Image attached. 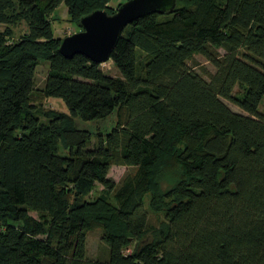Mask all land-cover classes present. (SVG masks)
Segmentation results:
<instances>
[{"label":"trees","instance_id":"16d2710c","mask_svg":"<svg viewBox=\"0 0 264 264\" xmlns=\"http://www.w3.org/2000/svg\"><path fill=\"white\" fill-rule=\"evenodd\" d=\"M110 1L0 0V264H264V0H177L134 21L112 52L119 77L65 58L53 28L63 4L79 32ZM116 110L96 143L75 126ZM115 165L136 173L117 186Z\"/></svg>","mask_w":264,"mask_h":264},{"label":"rangeland","instance_id":"374dc122","mask_svg":"<svg viewBox=\"0 0 264 264\" xmlns=\"http://www.w3.org/2000/svg\"><path fill=\"white\" fill-rule=\"evenodd\" d=\"M127 0H111L109 3V6L113 9H117L121 4L126 2ZM227 0H221L222 3L226 2ZM54 20H53V28L55 32L56 38H65L68 36L73 35L77 32L78 28L77 26L70 21L69 15H68V8L63 4L59 8L56 9V11L53 14ZM4 29V26L0 24V31ZM28 31V26L26 24H20L18 27L15 28V39L20 37V35L26 33ZM222 53H224L223 50H221ZM198 61L200 62V67L195 68L196 71L203 74V71L201 67H206L208 70L214 72L215 68L214 66L206 61V59L202 56H197ZM102 70L105 74L119 77L120 72L118 69L114 66L112 61H108L107 63H104L101 65ZM50 70L49 62L43 61L37 68V74H36V87L37 89L44 88L45 81L47 79L48 73ZM207 77V76H205ZM244 93L243 88L240 86H237L234 91V95L241 96ZM225 102L234 110L235 112H239L245 115H248L245 111H243L240 107H238L236 104H234L231 101L225 100ZM37 105H40L45 110H55L57 112H64L69 113V110L66 106V103L60 99V98H42L39 101H37ZM259 112L264 114V98L259 106ZM75 126L78 129L81 130H87L93 134V143H96L99 139V134H103L106 136L113 127L117 123V110L112 113L109 117L105 119H98L93 121H84L81 118H76ZM61 155H69L70 151L61 149L60 152ZM136 173L135 167H127V166H113L108 174V178L111 179L116 183L117 186H119L128 176L134 175ZM149 203V199H147V204ZM31 216L38 218L37 213H31ZM159 216L153 214L151 212L150 214V220L153 224H157L159 221ZM101 231L95 230L89 233L88 239H87V250L88 255L90 258H96L100 255L101 251Z\"/></svg>","mask_w":264,"mask_h":264},{"label":"water","instance_id":"95a60500","mask_svg":"<svg viewBox=\"0 0 264 264\" xmlns=\"http://www.w3.org/2000/svg\"><path fill=\"white\" fill-rule=\"evenodd\" d=\"M177 0H127L114 14L96 10L81 19L82 30L62 40L59 52L67 59L83 55L100 65L111 60L125 28L152 13H174Z\"/></svg>","mask_w":264,"mask_h":264}]
</instances>
